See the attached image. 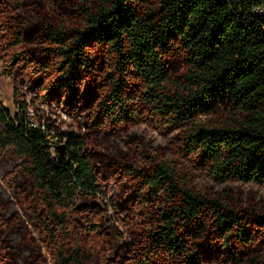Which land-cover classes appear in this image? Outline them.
<instances>
[{"label":"trees","instance_id":"obj_1","mask_svg":"<svg viewBox=\"0 0 264 264\" xmlns=\"http://www.w3.org/2000/svg\"><path fill=\"white\" fill-rule=\"evenodd\" d=\"M263 1L77 0L79 25L69 26L31 22L27 0H0V58L15 97L20 79L35 85L50 70L47 100L60 97L78 109L85 87L94 88L99 100L89 130L106 124L127 129L144 107L167 135L176 133L183 156L191 155L214 185L243 182L264 189V17L253 11ZM32 29L50 43L42 54L49 65L26 45ZM181 54L187 69L175 75L173 61ZM135 85L140 101L130 95ZM19 107L11 114L0 103V150L11 149L22 160L20 173L29 184L16 189L17 204L28 216L30 242L39 240L54 264H206V240L221 246L220 258L228 264H264V252L256 249L264 240V207L228 190L202 193L174 160L148 150L137 135L131 140L144 151L138 156L143 163L133 155H126L132 162H112L138 180L145 202L136 213L142 217L131 220L120 211L110 223L125 232L112 240L104 214L113 216L116 206L100 184L87 138L67 134L65 153L55 152L52 136L58 132L32 121L25 103ZM88 210L103 213L102 228H88L101 232V248H88L78 233ZM6 216L5 206L0 264L9 248ZM36 264L49 263L41 257Z\"/></svg>","mask_w":264,"mask_h":264},{"label":"rangeland","instance_id":"obj_2","mask_svg":"<svg viewBox=\"0 0 264 264\" xmlns=\"http://www.w3.org/2000/svg\"><path fill=\"white\" fill-rule=\"evenodd\" d=\"M77 0H27L26 16L31 22L37 18L52 22L67 21L69 26L78 24L80 16L77 14L76 7ZM43 44V49L38 50L37 44ZM28 47L32 48L33 55L40 56V60H44L46 65H49V58L42 54L50 47V43L44 40L41 32L30 30V36L27 40ZM6 62L0 58V103L8 108L11 114L19 110V106L25 103L29 109L31 120L36 124H46L58 132L52 136L53 150L58 152L56 146L66 144V135L73 134L78 137L87 138L89 144V153L98 171L100 184L103 186L105 195L111 199L112 206H116V211L113 216L105 215L107 218V228L115 233L112 240H116L117 235L124 234L123 229H117L110 223L112 219L120 218V211L123 217H129L131 220L141 219L142 215H137L136 211L139 205L144 204L145 195L139 194L140 187L138 180L133 176L130 170L123 165L114 164L112 161H127L132 162L126 155H133V158L140 163L139 155L144 151L139 145L132 142L131 137L137 135L144 139L148 150H159L166 159L175 161L178 165L181 175L187 177L190 185L199 189L202 193L216 196L228 190L236 198L242 197L247 203H254L259 210L264 207V189L253 184L243 182H229L225 185H214L206 176L205 170L198 164V162L191 156L185 155V147L178 140L176 133L167 135L168 128L158 123L154 116L144 107L138 111V118L127 129L125 127L113 126V124H106L101 129L91 131L90 119L96 114L98 108V96L95 95L94 88L85 87L82 94V105L80 108H73L66 104L63 99L59 97L58 100H47L44 98L46 91L44 88L50 83L52 72L44 70L41 77H36V84L27 82L25 79H20L19 92L15 97L13 79L5 74ZM108 65L105 69H108ZM41 68V67H39ZM47 69V66H43ZM38 69L35 67L31 69L33 72ZM50 69V68H49ZM187 69L183 54L176 56L173 61V71L175 75L182 74ZM32 74V72H31ZM26 81V82H24ZM100 83V82H99ZM103 87V84H98ZM131 91L134 94V101L141 100L139 86L135 85ZM17 98L20 102L15 101ZM89 110V111H88ZM128 131V133H126ZM126 153V154H124ZM14 153L11 149L5 152L0 150V209L7 208V216L5 218V232L8 234L9 248L7 250L6 258L3 264H36L37 259L41 257L46 258L49 264H54L48 258L47 251L42 247L41 242H30V237L26 230L28 226V216L24 213L17 204L16 189L19 187H26L29 181L24 175L20 173L21 159H15ZM10 187L11 190H8ZM102 205L103 201H98ZM103 209L104 207L101 206ZM86 215L83 219L82 226H79L78 233L82 236L85 245L90 248H101L104 244V237L98 230H89L92 223H97L100 228V221L103 219V213L98 216L95 211H85ZM144 215V214H143ZM138 216V217H136ZM104 223L102 224V226ZM84 226V227H83ZM117 229V230H116ZM258 231V230H257ZM256 239L259 240L262 235L258 232ZM119 238V237H118ZM36 239V237H35ZM112 242V241H110ZM115 244V243H114ZM257 245V244H256ZM204 260L206 264H228L221 257V246H211L207 240L203 244ZM259 248V249H258ZM263 248V249H262ZM258 252H264V240L260 241L256 246ZM42 254V256H40ZM30 256L37 258L28 263L27 259Z\"/></svg>","mask_w":264,"mask_h":264},{"label":"built area","instance_id":"obj_3","mask_svg":"<svg viewBox=\"0 0 264 264\" xmlns=\"http://www.w3.org/2000/svg\"><path fill=\"white\" fill-rule=\"evenodd\" d=\"M253 11L258 15L264 17V1L254 6ZM264 29V24H263Z\"/></svg>","mask_w":264,"mask_h":264},{"label":"water","instance_id":"obj_4","mask_svg":"<svg viewBox=\"0 0 264 264\" xmlns=\"http://www.w3.org/2000/svg\"><path fill=\"white\" fill-rule=\"evenodd\" d=\"M56 148L59 150L60 154H64L65 150H66V144H60V145L56 146Z\"/></svg>","mask_w":264,"mask_h":264}]
</instances>
